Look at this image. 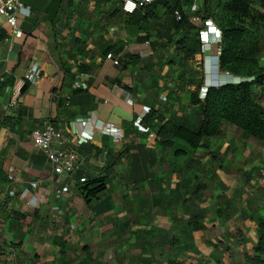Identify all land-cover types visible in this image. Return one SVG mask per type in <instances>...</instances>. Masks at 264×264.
<instances>
[{"label": "crops", "instance_id": "obj_1", "mask_svg": "<svg viewBox=\"0 0 264 264\" xmlns=\"http://www.w3.org/2000/svg\"><path fill=\"white\" fill-rule=\"evenodd\" d=\"M20 1L30 8L17 17L22 36L0 15V264H249L264 220V144L225 121L208 146L157 141L158 116L198 125L192 91L243 80L219 69L220 41L203 49L200 22L177 31L165 7L178 1L188 20L202 0L131 13L121 0ZM191 38L198 49L189 53L181 45ZM33 61L38 80L7 108V89ZM79 71L85 89L74 83ZM253 93L264 106V85ZM46 120L62 131L55 147L85 156L70 175L53 173L33 144L31 130ZM99 122L120 126L122 139ZM78 129L86 140H75ZM103 175L105 189L86 202L79 178ZM23 189L41 199L38 209Z\"/></svg>", "mask_w": 264, "mask_h": 264}, {"label": "trees", "instance_id": "obj_2", "mask_svg": "<svg viewBox=\"0 0 264 264\" xmlns=\"http://www.w3.org/2000/svg\"><path fill=\"white\" fill-rule=\"evenodd\" d=\"M157 2L162 4L164 0H154L143 8ZM165 4L168 12L179 7L178 1H166ZM198 11L202 19L211 18L221 31L219 69L241 76L243 80L209 86L203 98L192 91L190 102L199 104L198 125L191 128L171 118L158 116L162 124L157 131V141L167 147H172L176 139L183 140L190 149L208 146V140L219 134L221 124L225 121L264 144V106L253 93L255 86L264 85V59L261 56L264 0H202ZM174 26L177 31L193 28L185 15L181 20H174ZM181 48L191 53L198 49V43L195 38H191V44L181 45ZM154 114L153 110L148 111L143 120H148ZM182 152V149H174V153ZM105 179L103 175L81 183L80 189L86 202L97 198L105 189ZM193 221H189L192 228L201 227ZM257 224L255 254L245 256L249 264H264V220L259 217Z\"/></svg>", "mask_w": 264, "mask_h": 264}, {"label": "built area", "instance_id": "obj_3", "mask_svg": "<svg viewBox=\"0 0 264 264\" xmlns=\"http://www.w3.org/2000/svg\"><path fill=\"white\" fill-rule=\"evenodd\" d=\"M154 0H121L122 9L131 13L137 9L143 8L147 4L153 2ZM189 10L192 14L188 17L189 22H200L202 26L198 29V37L203 44V49L207 48V43L213 38L216 41H221V31L218 26L212 21L211 18L202 19L200 15L196 12L197 5L191 3L189 5ZM30 8L24 5L20 0H0V15L4 17L8 25L11 27L13 35L20 37L23 31L17 25V17L20 14L29 12ZM173 15L176 20H181L183 18V13L180 9L176 8L173 10ZM221 48L218 47L216 51V59H218ZM107 57L111 58V53L106 54ZM114 63L117 60L113 59ZM40 75V68L38 62L33 61L30 63L28 68L24 71L23 75L17 79L10 87L7 89L6 97V107L15 108L18 104L19 97L21 95L22 89L27 83H34L38 80ZM251 77H249L250 79ZM2 79V77H0ZM74 83L78 88L85 89L87 83L84 81V73L79 71L74 75ZM207 87L201 86L198 91L199 97L203 98L206 93ZM130 101V99L128 100ZM94 118L91 114L86 117H79L77 121L82 123H89L90 119ZM138 123V122H137ZM97 129L105 133L111 134L117 139H122L123 129L120 126H114L110 123L99 122ZM33 144L39 148L46 156L48 161L52 166V171L55 174L70 175L85 161V156L78 151L75 147H55L56 141L62 136V131L53 122L46 120L40 125L34 127L30 132ZM75 140L81 142L86 140V134L80 129L74 132ZM85 177H80L79 181L84 182ZM38 187V186H37ZM36 187V188H37ZM35 188V189H36ZM20 195L26 199V202L33 208L38 209L41 204V199L33 194L29 189H23ZM24 249L23 246H21Z\"/></svg>", "mask_w": 264, "mask_h": 264}, {"label": "rangeland", "instance_id": "obj_4", "mask_svg": "<svg viewBox=\"0 0 264 264\" xmlns=\"http://www.w3.org/2000/svg\"><path fill=\"white\" fill-rule=\"evenodd\" d=\"M255 87H256V86H255ZM255 87H254V88H255Z\"/></svg>", "mask_w": 264, "mask_h": 264}, {"label": "clouds", "instance_id": "obj_5", "mask_svg": "<svg viewBox=\"0 0 264 264\" xmlns=\"http://www.w3.org/2000/svg\"><path fill=\"white\" fill-rule=\"evenodd\" d=\"M240 81V80H239Z\"/></svg>", "mask_w": 264, "mask_h": 264}]
</instances>
